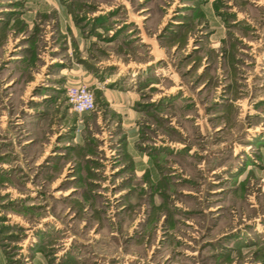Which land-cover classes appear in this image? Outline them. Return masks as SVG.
Wrapping results in <instances>:
<instances>
[{"label":"rangeland","instance_id":"1","mask_svg":"<svg viewBox=\"0 0 264 264\" xmlns=\"http://www.w3.org/2000/svg\"><path fill=\"white\" fill-rule=\"evenodd\" d=\"M0 248L264 264V0H0Z\"/></svg>","mask_w":264,"mask_h":264},{"label":"built area","instance_id":"2","mask_svg":"<svg viewBox=\"0 0 264 264\" xmlns=\"http://www.w3.org/2000/svg\"><path fill=\"white\" fill-rule=\"evenodd\" d=\"M67 95L72 110L83 114L92 112L96 109L95 92L86 84L71 85L67 88Z\"/></svg>","mask_w":264,"mask_h":264},{"label":"crops","instance_id":"3","mask_svg":"<svg viewBox=\"0 0 264 264\" xmlns=\"http://www.w3.org/2000/svg\"><path fill=\"white\" fill-rule=\"evenodd\" d=\"M72 71H74L75 69L74 68H71ZM77 71H80L81 74H83V78H87V77H91L92 75L90 73H86V71L84 70H80V69H77ZM87 76V77H86ZM74 80V79H73ZM81 79H78L77 81H80ZM105 96L107 97V99L112 103V104H115L118 106V111L121 110V109H124L126 104H128L130 101L128 100L129 97H132V96H129V94L127 93H124L122 94V92H117L114 90V91H111V90H105ZM127 117H124L123 118V121L125 123V121L127 120L126 119ZM0 264H11L8 260V258L5 256L3 250L0 248Z\"/></svg>","mask_w":264,"mask_h":264}]
</instances>
